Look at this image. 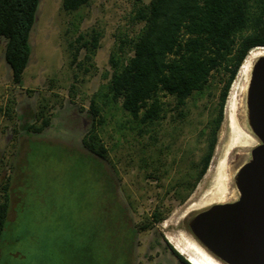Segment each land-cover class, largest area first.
Listing matches in <instances>:
<instances>
[{
	"label": "rangeland",
	"instance_id": "obj_1",
	"mask_svg": "<svg viewBox=\"0 0 264 264\" xmlns=\"http://www.w3.org/2000/svg\"><path fill=\"white\" fill-rule=\"evenodd\" d=\"M141 1L149 0H90L68 13L62 0H40L21 84L12 82L5 40L0 39V178L10 175L0 264H119V240L101 230V204L115 198L102 194L81 140L90 124V99L106 80L102 76L109 70L111 49L119 36L133 37L141 26L133 17ZM95 31L101 35L92 65L83 49L73 60L70 42L79 46L80 34L90 39ZM249 77L238 70L208 168L182 201L166 194L167 178L149 176L151 167L142 158L159 156L169 175L176 174L181 158L183 171L197 163L206 152L224 77L214 73L207 87L183 106L172 96L163 97L164 116L155 124H139L118 103L100 111L107 156L99 160L113 178L115 196L127 205L135 226L150 222L157 206L164 214L162 221L138 229L134 264H183L170 247L188 260L176 246L187 237L196 241L188 216L238 198L234 175L259 143L246 119ZM41 106L49 124L41 132L26 131L25 123L39 124L35 113Z\"/></svg>",
	"mask_w": 264,
	"mask_h": 264
},
{
	"label": "trees",
	"instance_id": "obj_2",
	"mask_svg": "<svg viewBox=\"0 0 264 264\" xmlns=\"http://www.w3.org/2000/svg\"><path fill=\"white\" fill-rule=\"evenodd\" d=\"M40 0H0V39L5 40L4 58L11 69L12 82L21 84L29 63L32 47L30 33L34 26ZM90 0H62L68 13L87 5ZM134 19L141 23L133 37L119 36L109 55V70L103 73L105 82L93 93L89 103V127L81 143L93 161L97 182L102 194L114 200L101 205L104 217L101 230L108 238L119 240V264H134L138 229H146L164 219L157 206L150 222L135 226L128 215L127 205L115 196L116 185L105 165L107 148L99 133L103 122L100 111L111 103L119 104L139 124H155L164 116L165 96H172L183 106L195 93H201L214 73L224 77L219 92L216 115L210 120L206 152L187 171L181 169L183 158L175 175L168 174L161 158L147 161L149 176L167 178L166 194L184 200L206 172L217 142L218 130L224 117V105L230 86L249 50L264 46V0H149L135 9ZM100 33L90 39L80 34L79 46L70 42L72 59L84 50L87 64L99 46ZM87 70V68H85ZM45 106L39 107L35 118L39 124L25 123L28 132H41L50 119ZM101 163V165H100ZM101 172V173H100ZM194 180V181H193ZM167 186V188H166ZM107 195V196H109ZM10 208V175L0 178V247ZM102 239V236H101ZM104 243L101 242V248ZM174 255L183 264H192L173 247ZM105 264V261H101Z\"/></svg>",
	"mask_w": 264,
	"mask_h": 264
},
{
	"label": "water",
	"instance_id": "obj_3",
	"mask_svg": "<svg viewBox=\"0 0 264 264\" xmlns=\"http://www.w3.org/2000/svg\"><path fill=\"white\" fill-rule=\"evenodd\" d=\"M246 106L259 143L234 175L239 196L210 205L188 222L196 241L224 264H264V54L251 67Z\"/></svg>",
	"mask_w": 264,
	"mask_h": 264
},
{
	"label": "bare ground",
	"instance_id": "obj_4",
	"mask_svg": "<svg viewBox=\"0 0 264 264\" xmlns=\"http://www.w3.org/2000/svg\"><path fill=\"white\" fill-rule=\"evenodd\" d=\"M264 54V46H256L249 50L247 56L243 60L240 67L241 71L248 75L250 73L251 67L254 61L261 55ZM240 122V120H239ZM241 124V122H240ZM242 126V124H241ZM246 135H250L246 129L240 128ZM221 203V202H218ZM187 240V241H186ZM183 245H176L177 249L187 255L188 261L192 264H223L217 258L213 257L209 252H207L197 241L192 238L187 237Z\"/></svg>",
	"mask_w": 264,
	"mask_h": 264
},
{
	"label": "flooded vegetation",
	"instance_id": "obj_5",
	"mask_svg": "<svg viewBox=\"0 0 264 264\" xmlns=\"http://www.w3.org/2000/svg\"><path fill=\"white\" fill-rule=\"evenodd\" d=\"M196 213H197V212H196ZM196 213H195V214H196ZM195 214H194V215H195ZM192 217H193V215L188 216V222L190 221V219H191Z\"/></svg>",
	"mask_w": 264,
	"mask_h": 264
}]
</instances>
